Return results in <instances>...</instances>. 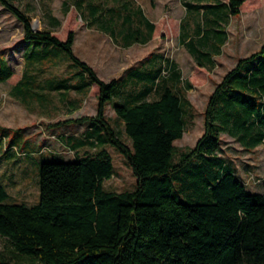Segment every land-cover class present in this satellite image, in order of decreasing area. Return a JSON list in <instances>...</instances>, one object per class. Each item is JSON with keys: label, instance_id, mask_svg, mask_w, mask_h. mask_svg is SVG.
<instances>
[{"label": "trees", "instance_id": "1", "mask_svg": "<svg viewBox=\"0 0 264 264\" xmlns=\"http://www.w3.org/2000/svg\"><path fill=\"white\" fill-rule=\"evenodd\" d=\"M197 1L184 4L185 13L196 14L195 38L187 37L183 23L178 35L182 42L187 39L184 47L196 66L209 70L225 40L223 23L239 15L245 0ZM72 2L79 7L76 0ZM0 5L22 27L28 63L61 56L75 69L74 83L58 82L49 90L88 92L94 87L95 114L58 125H89L81 139L67 140L70 150L86 144L102 148L93 154H75L69 162H40L38 202L30 207L6 203L8 194L0 182V239L11 247L15 264H264V183L261 193H247L233 169L216 156L222 133L247 149L264 144V42L238 59L215 84L202 112L201 135L174 161L173 143L182 137L188 101L181 90L161 83L168 77L174 83L181 80L175 63L162 59L157 68L131 69L125 79L105 82L74 56L72 31L61 40L51 31L32 29L28 15L8 0H0ZM62 5L68 9L67 2ZM95 11L91 7L89 14ZM125 12L123 46L145 44L154 25L140 8ZM132 16L141 22L143 35L132 28ZM101 29L112 33L107 27ZM12 75L0 57V83ZM127 81L139 87L121 95ZM26 84L33 85L23 74L15 89ZM184 85L183 90L191 88L187 80ZM158 87L157 97L148 100ZM110 101L130 146L105 117ZM9 133L0 127V139L16 146ZM105 145L124 158L135 177L133 190L116 193L103 187L113 175Z\"/></svg>", "mask_w": 264, "mask_h": 264}, {"label": "rangeland", "instance_id": "2", "mask_svg": "<svg viewBox=\"0 0 264 264\" xmlns=\"http://www.w3.org/2000/svg\"><path fill=\"white\" fill-rule=\"evenodd\" d=\"M8 1L28 15L34 30L51 31L61 40L72 31L74 56L89 65L97 77L105 82L125 79L131 69L148 71L157 68L162 59L175 63L181 80L174 83L168 77L161 83L174 91L181 90L188 101L182 137L173 143L174 161L179 154L192 148L201 135L202 112L215 84L238 59L254 53L264 42V0H245L240 14L227 18L223 23L225 40L213 56L209 70L197 67L194 58L179 43L180 23H183V32L187 37L192 40L195 38L196 14L185 13L183 0H76L79 7L72 0ZM64 1L67 2V10L63 8ZM124 5L126 11L140 8L153 23L152 38L146 44L135 43L128 48L123 46L121 35L128 26L123 23L126 13ZM91 7L96 10L93 16L89 14ZM131 23L132 28H138L141 35L145 33L137 17L132 16ZM102 27H107L112 33L104 32ZM26 49L20 23L0 5V57L13 71L9 80L0 83V127L10 130L9 138L15 142V152L20 162L24 158L29 159L15 171L14 184L7 181L6 203L30 207L38 202L37 173L40 162H69L73 161L75 154H93L102 148L86 144L75 152L70 150L67 140L81 138L89 125H58L66 120L93 116L96 108L95 89H90L88 94L73 90H49V85L58 82L74 83L77 79L75 69L61 56L49 61L28 63L23 55ZM152 58L154 60L151 61ZM23 74L30 76L33 85H21L20 90L14 89V84ZM185 80L191 85L188 90H183ZM138 87V84L127 81L125 92L121 95L129 90L136 91ZM159 92L158 87L147 99H155ZM120 96L113 101H117ZM111 103L106 104L105 117L119 139L130 146L123 123L116 118ZM220 137L216 156L233 169L235 178L245 186L247 193H261L264 183V144L247 149L225 133ZM7 142V138L0 141L3 147L7 146ZM103 149L110 155L113 166V175L103 182V187L116 193L133 190L135 177L124 158L111 146L105 145ZM11 172V164L4 166L3 161H0V177L3 181ZM1 261L16 263L11 247L3 239H0Z\"/></svg>", "mask_w": 264, "mask_h": 264}, {"label": "crops", "instance_id": "3", "mask_svg": "<svg viewBox=\"0 0 264 264\" xmlns=\"http://www.w3.org/2000/svg\"><path fill=\"white\" fill-rule=\"evenodd\" d=\"M187 3V4H191V5H194V4H197L198 1L197 0H183V7H184V4ZM185 9V8H184ZM142 11V10H141ZM240 14V13H239ZM145 17V16H144ZM146 18V17H145ZM147 19V18H146ZM151 22V21H150ZM152 23V22H151ZM180 23V22H179ZM153 24V23H152ZM152 38V37H151ZM150 38V39H151ZM150 39L148 41H150ZM147 41V42H148ZM187 41V39H185L183 42L181 41V39L179 38V43L183 46H185V42ZM146 42V43H147ZM145 43V44H146ZM133 45V44H132ZM130 45V46H132ZM141 45V44H140ZM144 45V44H142ZM128 46V47H130ZM126 47V48H128ZM13 88L15 89V84L13 86ZM90 89H94V87H91ZM89 89V91H90ZM88 92H84V93H89ZM95 91V90H94ZM95 94V93H94ZM95 98V97H94ZM3 139V138H1ZM0 139V141H1ZM78 139H81V138H78ZM9 141V139H8ZM7 145V144H6ZM2 148V149H1ZM16 150V146H11L9 147L8 145L6 147H3V143H0V161H3V165L4 166H7V165H10L11 164V167H12V172L10 173V175H8L7 179H5V181L2 180V178L0 177V182L1 184L4 186L5 190H6V184L9 182V184H14V182L16 181L15 179V171L16 170H19L20 169V166L21 164H23L25 161L29 162V159L28 160H25L24 158V161L23 162H20V158H19V155L17 154V152H15ZM17 151V150H16ZM17 163V164H15ZM15 165V166H14ZM8 181V182H7ZM7 192V191H6Z\"/></svg>", "mask_w": 264, "mask_h": 264}]
</instances>
